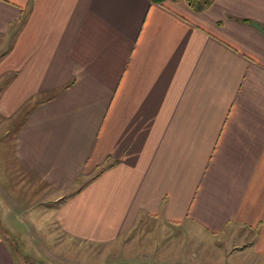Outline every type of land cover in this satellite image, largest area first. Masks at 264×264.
Here are the masks:
<instances>
[{
    "label": "crops",
    "instance_id": "obj_1",
    "mask_svg": "<svg viewBox=\"0 0 264 264\" xmlns=\"http://www.w3.org/2000/svg\"><path fill=\"white\" fill-rule=\"evenodd\" d=\"M0 88L1 116L29 108L14 208L104 263L178 264L154 237L188 230L264 264V0H0Z\"/></svg>",
    "mask_w": 264,
    "mask_h": 264
},
{
    "label": "rangeland",
    "instance_id": "obj_2",
    "mask_svg": "<svg viewBox=\"0 0 264 264\" xmlns=\"http://www.w3.org/2000/svg\"><path fill=\"white\" fill-rule=\"evenodd\" d=\"M28 111L29 108H26L21 114L9 118L0 115V235L13 248L17 264H95L100 250L95 252L90 246L68 238L61 231L53 213L42 207L44 204L37 206L38 209L25 213L19 208H14L10 202V195H7L5 191V189H16L19 196H24V192L29 189L21 185L18 177L19 168L14 157L15 135ZM5 182H10L12 188L4 185ZM34 218L38 225L33 222ZM160 237L162 236H155L154 242L160 258H165L167 261L176 257L180 258L178 264H233L235 262L225 255V260L220 258L216 247H223L222 238H212L203 232L195 235L186 230L182 233L180 251L169 252V242L162 244ZM163 237L166 238V235ZM171 239L170 242L175 240V243H179L178 235L172 236ZM147 250L151 252L152 249ZM101 253L105 252L101 251ZM130 256L120 251L115 253L114 260L108 259L104 263L99 259L97 262L98 264H141L138 263L139 259Z\"/></svg>",
    "mask_w": 264,
    "mask_h": 264
},
{
    "label": "trees",
    "instance_id": "obj_3",
    "mask_svg": "<svg viewBox=\"0 0 264 264\" xmlns=\"http://www.w3.org/2000/svg\"><path fill=\"white\" fill-rule=\"evenodd\" d=\"M214 0H187L191 8L196 12H201L209 7Z\"/></svg>",
    "mask_w": 264,
    "mask_h": 264
}]
</instances>
